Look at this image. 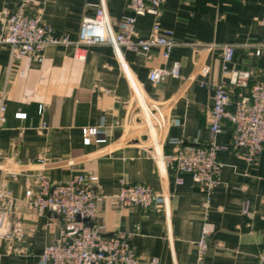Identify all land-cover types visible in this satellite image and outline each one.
Returning <instances> with one entry per match:
<instances>
[{
	"label": "crops",
	"instance_id": "0c3cea01",
	"mask_svg": "<svg viewBox=\"0 0 264 264\" xmlns=\"http://www.w3.org/2000/svg\"><path fill=\"white\" fill-rule=\"evenodd\" d=\"M16 2L0 0V16ZM93 5L104 7L113 31L131 14L120 0H31L28 11L40 8L54 36L75 42ZM155 21L172 30L177 44L167 61L158 47L144 56L126 48L115 52L105 44H55L40 57L10 59L8 47L0 45V91L6 106L0 186L6 184L13 198L0 228V234H8L0 236V264H42L40 254L60 237L61 229L73 234L55 213L36 214L25 202L24 190L39 169V158L45 159L44 173L55 183L74 174H97L94 188L102 200L96 222L107 232H130L139 264H264V147L253 162L232 148L218 151L220 184L212 189L204 211L203 187L190 174L175 173L152 159L130 138L133 129L127 123V104L141 90L150 99L169 103L170 114L181 120V126L168 129L164 151L174 149L168 141L172 138L210 140L220 50H209L210 84L202 86L200 78L188 79L195 58L192 44H234L229 68L259 70L264 52L256 56L253 46L264 40V0H164L157 17L147 13L136 18V35L146 37ZM172 60L179 61V78L157 84L148 80L151 68L169 67ZM16 112L25 117H15ZM83 127L102 132L84 144ZM231 135L226 121L214 140L228 146ZM177 176L182 183H175ZM121 179L151 186L168 196L166 202L150 208L119 206L114 196ZM203 228L209 231L208 247L198 260L196 241Z\"/></svg>",
	"mask_w": 264,
	"mask_h": 264
},
{
	"label": "built area",
	"instance_id": "2783aa9c",
	"mask_svg": "<svg viewBox=\"0 0 264 264\" xmlns=\"http://www.w3.org/2000/svg\"><path fill=\"white\" fill-rule=\"evenodd\" d=\"M131 11L118 24L117 31L110 28L106 11L102 5L90 6L92 13L82 18L78 38L75 42L66 36L57 37L51 26L42 19L41 9L30 13L31 0H17L13 8H3L0 16V45L8 47L10 59L26 55L40 57L45 48L55 44H73L76 48L84 45L105 44L115 52L126 48L146 56L151 48H161V55L167 61L176 41L170 29L162 28L155 21L149 34L140 38L136 35L135 22L138 16L150 13L158 16L164 0H120ZM195 58L188 79L200 78L202 86L209 85L207 80L211 67L206 58L209 50H220V79L213 83L212 104L210 108L209 129L211 138L201 142L193 140L168 139L174 144L169 152L163 150V142L171 126H181V120L169 112V103L150 99L141 90L135 91L127 104V123L132 126L131 139L139 143L143 150L175 173H188L194 182L199 183L205 192L202 208L210 206L211 191L220 184V162L218 151L232 148L253 162L264 147V66L255 71L253 68H229L235 52V45L192 44ZM254 54L264 52V40L254 44ZM83 59L82 54H76ZM180 64L172 60L169 67H153L148 72V80L154 84L166 78H179ZM257 77V78H255ZM17 118L25 113L16 112ZM229 122L232 135L228 146H220L214 136L221 132L225 122ZM6 122L4 90L0 91V129ZM97 127H83L84 144L101 133ZM39 169L33 180L24 190L27 206L36 214L55 213L64 223L70 224L73 234L61 229L60 237L47 244L40 254L42 264H139V257L132 244V234L123 230L107 232L96 222L102 196L94 188L98 176L95 173L74 174L67 182H52L44 173V158L37 159ZM15 164H18L16 162ZM72 165V161L67 162ZM180 184V177H175ZM115 199L119 206H138L150 208L166 202L167 195L156 193L143 183H128L120 180ZM11 190L0 186V228L8 212L12 210ZM2 208L4 211H2ZM209 231L202 229L196 241L197 258L200 260L207 247ZM1 233L0 236H7ZM155 262V260H152Z\"/></svg>",
	"mask_w": 264,
	"mask_h": 264
}]
</instances>
